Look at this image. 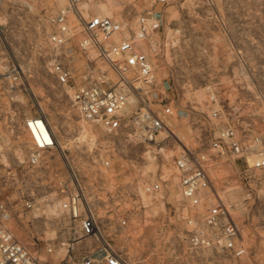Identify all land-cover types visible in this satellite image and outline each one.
I'll use <instances>...</instances> for the list:
<instances>
[{
    "label": "rangeland",
    "instance_id": "374dc122",
    "mask_svg": "<svg viewBox=\"0 0 264 264\" xmlns=\"http://www.w3.org/2000/svg\"><path fill=\"white\" fill-rule=\"evenodd\" d=\"M62 3L0 0V53L23 72L21 83L0 97V199L11 209L17 238L43 261L56 264L63 259L57 244L67 240L69 218L67 194L58 183L67 180L71 165L83 205L131 264H264V169L247 171L251 157L236 163L219 157L211 170L212 185L241 228L247 252L237 257L188 246V228L175 215L179 196L174 167L183 150L208 149L225 123L246 136L264 133V0H171L166 5L92 0V11L129 22L145 9L162 14V28L147 41V47L153 41L157 47L151 52L157 80L152 94L186 112L165 116L160 144L149 148L124 140L112 143L100 126L81 120L69 87L59 85L48 71L52 49L47 17ZM89 60L94 70L88 72V82L104 78L100 85L113 86L116 75L94 56L77 59L75 83H82ZM129 101L132 112L135 98ZM215 109L219 113L213 116ZM38 114L47 116L59 145L31 166L30 136L23 123ZM102 159L110 165L101 164ZM160 175L158 197L138 195L144 182ZM27 202L33 207L27 208ZM123 217L125 227L119 225Z\"/></svg>",
    "mask_w": 264,
    "mask_h": 264
},
{
    "label": "built area",
    "instance_id": "2783aa9c",
    "mask_svg": "<svg viewBox=\"0 0 264 264\" xmlns=\"http://www.w3.org/2000/svg\"><path fill=\"white\" fill-rule=\"evenodd\" d=\"M62 1L56 12L47 17L50 30L46 37L52 49L48 71L59 85L69 87L80 119L100 126L112 143L124 140L148 148L160 144L158 137L165 130L164 117H179L186 112L167 104L164 98H153L152 89L157 80L151 52L157 47L156 41L147 47V41L162 28L161 12L145 9L129 22L92 11L89 7L92 0ZM145 1L166 5L171 0ZM89 56L102 60L116 75L113 86L100 85L104 78L100 83L88 82V72L94 70L90 60L85 65L82 83H75L77 59ZM22 75L21 67L5 61L0 53V97L17 87ZM164 86L169 87L168 81ZM131 96L135 98V109L128 112ZM210 98L213 100L214 96ZM218 113L215 109L212 114ZM23 124L31 144L27 162L38 166L45 152L59 145L57 134L45 114L26 117ZM36 130L40 132V140ZM219 157L234 163L251 157L252 163L247 161L245 167L247 171L264 169V133L246 136L234 124L225 123L214 133L208 149L183 150L174 159L179 196L175 215L188 228L186 241L191 249H215L241 257L247 249L241 239L240 225L230 205L212 185L211 170ZM101 164L109 166L110 161L102 159ZM162 176L144 182L138 188V195L158 197L162 192ZM58 186L61 193L67 194L69 223L67 240L57 244L64 257L56 264H131L103 235L91 209L83 205V191L71 165L67 180L59 181ZM26 207L32 208L33 204L27 202ZM12 219L9 205L0 199V264H51L17 238ZM119 225L125 227L127 219L121 218ZM48 251L52 252L53 248Z\"/></svg>",
    "mask_w": 264,
    "mask_h": 264
},
{
    "label": "bare ground",
    "instance_id": "6f19581e",
    "mask_svg": "<svg viewBox=\"0 0 264 264\" xmlns=\"http://www.w3.org/2000/svg\"><path fill=\"white\" fill-rule=\"evenodd\" d=\"M38 124L40 125L41 129H43V128H42V124H41V123H38ZM42 132H44V130H42ZM35 133H36L37 138L40 140L41 135H40L39 130H36ZM32 136H33V134H32Z\"/></svg>",
    "mask_w": 264,
    "mask_h": 264
}]
</instances>
